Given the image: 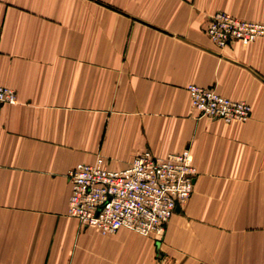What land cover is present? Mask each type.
Wrapping results in <instances>:
<instances>
[{"label":"crops","instance_id":"obj_1","mask_svg":"<svg viewBox=\"0 0 264 264\" xmlns=\"http://www.w3.org/2000/svg\"><path fill=\"white\" fill-rule=\"evenodd\" d=\"M216 12L264 24V0H0V264H264V36L214 45ZM189 85L247 103L199 117ZM188 148L198 176L163 242L68 215V172Z\"/></svg>","mask_w":264,"mask_h":264},{"label":"built area","instance_id":"obj_2","mask_svg":"<svg viewBox=\"0 0 264 264\" xmlns=\"http://www.w3.org/2000/svg\"><path fill=\"white\" fill-rule=\"evenodd\" d=\"M204 32L219 48L248 46L264 36V24L216 12ZM186 90L199 117L230 124L246 122L251 116L247 103L225 98L214 87L189 85ZM16 103L15 92L0 86V107ZM197 176L188 148L165 156L146 150L120 170L111 169L106 159L97 157L68 172V215L82 227L104 235L129 228L138 234L162 236L168 220L192 194Z\"/></svg>","mask_w":264,"mask_h":264},{"label":"rangeland","instance_id":"obj_3","mask_svg":"<svg viewBox=\"0 0 264 264\" xmlns=\"http://www.w3.org/2000/svg\"><path fill=\"white\" fill-rule=\"evenodd\" d=\"M187 202V201H186ZM172 218V217H171ZM170 218V219H171ZM170 219L168 220L167 224L169 223ZM167 224H166V228H167ZM166 228H165V231H164V234L162 236H156V235H153V234H140L142 236H148V237H152L153 240H156V242H163L164 240V237H165V233H166ZM123 229H127V230H130L132 231L133 233H136L138 234L137 232L129 229V228H123ZM154 264H171L169 260H167L166 258H164L162 255L160 254H157L156 256V261L154 262Z\"/></svg>","mask_w":264,"mask_h":264}]
</instances>
